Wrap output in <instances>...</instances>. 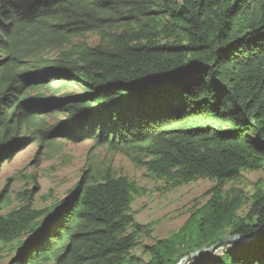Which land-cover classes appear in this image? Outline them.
<instances>
[{
    "label": "trees",
    "instance_id": "obj_1",
    "mask_svg": "<svg viewBox=\"0 0 264 264\" xmlns=\"http://www.w3.org/2000/svg\"><path fill=\"white\" fill-rule=\"evenodd\" d=\"M88 33L101 41L74 44ZM54 83L81 90L40 92ZM51 110L68 117L50 125ZM56 137L106 145L171 187L214 181L179 230L145 246L143 264H177L227 234L257 231L264 189L240 215L243 192L223 187L264 166V0H0V172L30 141ZM81 182L49 209L28 191L6 212L4 190L0 260L18 240L8 264H141L136 184L111 171ZM185 264H264V230Z\"/></svg>",
    "mask_w": 264,
    "mask_h": 264
},
{
    "label": "rangeland",
    "instance_id": "obj_2",
    "mask_svg": "<svg viewBox=\"0 0 264 264\" xmlns=\"http://www.w3.org/2000/svg\"><path fill=\"white\" fill-rule=\"evenodd\" d=\"M100 37L97 33H88L82 38H76L74 44L86 42L94 46L101 41ZM160 41L165 43L167 39L163 37ZM74 44L66 45L63 50L74 48ZM59 52L54 50L47 54L54 56ZM80 90L79 86L54 83L40 92L58 95L77 93ZM43 117L51 125L64 121L68 115L51 110ZM108 171L116 176L127 177L138 187L132 203V213L135 222L143 225V230L140 244L133 250V254L140 257L141 264L146 263L150 257L145 252V246H151L158 239L166 238L179 230L195 207L206 203L209 199L207 192L214 185L213 180L200 178L171 187L165 179L155 177L146 166L137 164L125 154L112 151L106 145L56 137L45 144L40 140L30 141L17 152L13 160L3 165L0 172V195L7 189L8 199L1 206L6 212H10L20 207L25 202L27 192L32 191L35 207L53 208L55 204L69 198L88 173L100 179ZM230 187L243 192L244 205L238 214L244 215L250 206L252 195L259 188L264 189V166L243 171L237 179L227 182L223 188L227 190ZM149 230L152 231L151 234L147 232ZM19 246L18 240L4 244L0 264H8L15 253H18Z\"/></svg>",
    "mask_w": 264,
    "mask_h": 264
},
{
    "label": "water",
    "instance_id": "obj_3",
    "mask_svg": "<svg viewBox=\"0 0 264 264\" xmlns=\"http://www.w3.org/2000/svg\"><path fill=\"white\" fill-rule=\"evenodd\" d=\"M264 230V226L259 228L257 231L253 232L250 235H244V234H227L223 236L220 240L215 242L214 244L210 245L209 247H203L200 249H197L195 251L190 252L189 254L183 256L180 261L177 264H185L189 262L192 259H195L196 257L203 256L207 253H210L212 251H215L219 247L228 244V243H237V244H246L253 242L259 234Z\"/></svg>",
    "mask_w": 264,
    "mask_h": 264
},
{
    "label": "built area",
    "instance_id": "obj_4",
    "mask_svg": "<svg viewBox=\"0 0 264 264\" xmlns=\"http://www.w3.org/2000/svg\"><path fill=\"white\" fill-rule=\"evenodd\" d=\"M233 247V243H228L225 244L224 246L219 247L218 249L215 250V253L217 254H223L225 250H229Z\"/></svg>",
    "mask_w": 264,
    "mask_h": 264
}]
</instances>
